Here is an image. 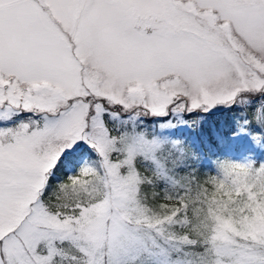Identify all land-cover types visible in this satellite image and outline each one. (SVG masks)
<instances>
[{"label":"snow or ice","instance_id":"1","mask_svg":"<svg viewBox=\"0 0 264 264\" xmlns=\"http://www.w3.org/2000/svg\"><path fill=\"white\" fill-rule=\"evenodd\" d=\"M0 264H264V0H0Z\"/></svg>","mask_w":264,"mask_h":264}]
</instances>
